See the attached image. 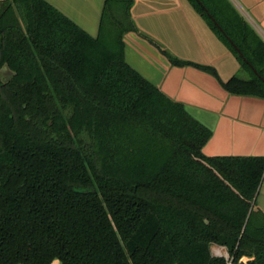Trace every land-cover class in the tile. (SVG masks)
I'll return each instance as SVG.
<instances>
[{
	"label": "trees",
	"instance_id": "16d2710c",
	"mask_svg": "<svg viewBox=\"0 0 264 264\" xmlns=\"http://www.w3.org/2000/svg\"><path fill=\"white\" fill-rule=\"evenodd\" d=\"M189 1L241 62L224 88L264 99L263 39ZM132 5L106 0L93 37L0 1V264H226L213 245L264 264V158L203 154L211 131L125 60Z\"/></svg>",
	"mask_w": 264,
	"mask_h": 264
},
{
	"label": "crops",
	"instance_id": "0c3cea01",
	"mask_svg": "<svg viewBox=\"0 0 264 264\" xmlns=\"http://www.w3.org/2000/svg\"><path fill=\"white\" fill-rule=\"evenodd\" d=\"M44 1L89 35L98 36L106 0ZM203 2L221 31L216 20L233 33L232 21L240 15L264 41V0ZM130 14L137 30L123 37L127 64L171 100L183 104L211 131L203 154L210 158H264V99L234 95L224 88L242 74L241 62L191 2L133 0ZM167 53L188 64H173ZM254 209L264 212V176ZM211 250L215 252L214 247ZM212 255L216 257V253ZM244 260L253 258L245 256Z\"/></svg>",
	"mask_w": 264,
	"mask_h": 264
},
{
	"label": "built area",
	"instance_id": "2783aa9c",
	"mask_svg": "<svg viewBox=\"0 0 264 264\" xmlns=\"http://www.w3.org/2000/svg\"><path fill=\"white\" fill-rule=\"evenodd\" d=\"M261 33V32H260ZM261 35L264 38V33H261ZM216 257L218 258H224L226 261V264H247V261L244 260V257H242L238 262L234 261V258L230 256L229 253H225L221 250L216 251Z\"/></svg>",
	"mask_w": 264,
	"mask_h": 264
},
{
	"label": "rangeland",
	"instance_id": "374dc122",
	"mask_svg": "<svg viewBox=\"0 0 264 264\" xmlns=\"http://www.w3.org/2000/svg\"><path fill=\"white\" fill-rule=\"evenodd\" d=\"M4 76H5L4 79L7 80V78H8L9 75H8V74H6V75L4 74ZM212 247L215 248V252H213L212 250H211V252H212V254H215L216 251H219V250H220V247H221V246H216V247H215V245H213ZM223 248H225V247H223ZM225 249H226V250H224V251H225V252H228L227 248H225Z\"/></svg>",
	"mask_w": 264,
	"mask_h": 264
},
{
	"label": "water",
	"instance_id": "95a60500",
	"mask_svg": "<svg viewBox=\"0 0 264 264\" xmlns=\"http://www.w3.org/2000/svg\"><path fill=\"white\" fill-rule=\"evenodd\" d=\"M8 73L9 74V70L7 67H4L3 70L1 71V75L4 76L5 73Z\"/></svg>",
	"mask_w": 264,
	"mask_h": 264
},
{
	"label": "flooded vegetation",
	"instance_id": "af4514ba",
	"mask_svg": "<svg viewBox=\"0 0 264 264\" xmlns=\"http://www.w3.org/2000/svg\"><path fill=\"white\" fill-rule=\"evenodd\" d=\"M6 74H8V73L6 72L5 75H6ZM8 75H9V74H8ZM3 77H5V76H3Z\"/></svg>",
	"mask_w": 264,
	"mask_h": 264
}]
</instances>
